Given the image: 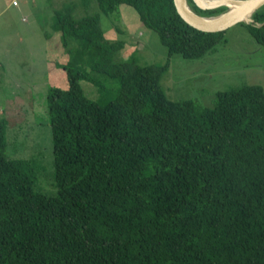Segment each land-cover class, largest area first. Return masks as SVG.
I'll list each match as a JSON object with an SVG mask.
<instances>
[{"label": "trees", "instance_id": "obj_1", "mask_svg": "<svg viewBox=\"0 0 264 264\" xmlns=\"http://www.w3.org/2000/svg\"><path fill=\"white\" fill-rule=\"evenodd\" d=\"M94 1L119 33L129 6L169 56L196 58L223 39L188 25L174 0ZM189 2L202 17L227 11ZM73 9L53 10L50 26L63 48L74 43L60 66L67 86L45 98L54 195L34 158L7 154L15 108L0 116V264H264V88L218 92L211 107L173 101L160 86L169 60L120 62L125 40ZM252 19L240 24L264 48V6ZM81 80L105 100L88 98Z\"/></svg>", "mask_w": 264, "mask_h": 264}, {"label": "rangeland", "instance_id": "obj_2", "mask_svg": "<svg viewBox=\"0 0 264 264\" xmlns=\"http://www.w3.org/2000/svg\"><path fill=\"white\" fill-rule=\"evenodd\" d=\"M67 4L74 6L75 17L99 14L106 39L125 40L118 51L120 62L129 55L137 64L164 65L169 60L160 86L173 101L193 99L211 107L218 92L247 85L264 88V48L240 23L224 31L222 41L212 49L199 57L187 58L181 54L169 56L157 34L144 28L127 5L119 8V33L114 22L99 12L94 0H90L88 7H83L80 0H0V116L4 110L14 111L13 107L16 112V116L10 113L11 119L14 118L5 130L6 150L9 158H34L38 185L45 195L55 193L45 98L49 86H67L66 74L60 66L69 59L67 49L74 46L68 41L67 48H63L60 35L50 26L53 10ZM252 20L251 15L249 22L241 23L248 25ZM99 77L103 80L101 74ZM80 84L88 98L105 100L94 84L86 80ZM105 85L110 87V81L106 80Z\"/></svg>", "mask_w": 264, "mask_h": 264}, {"label": "water", "instance_id": "obj_3", "mask_svg": "<svg viewBox=\"0 0 264 264\" xmlns=\"http://www.w3.org/2000/svg\"><path fill=\"white\" fill-rule=\"evenodd\" d=\"M196 6L201 9H208L215 6H224L227 8L222 14L213 17H202L193 11L187 0H174L176 9L182 19L193 28L204 33L223 32L230 27L237 25L250 16L259 8L264 6V0H220L217 3H207L200 5L197 0H193ZM226 3H232L236 6L234 9H228Z\"/></svg>", "mask_w": 264, "mask_h": 264}, {"label": "bare ground", "instance_id": "obj_4", "mask_svg": "<svg viewBox=\"0 0 264 264\" xmlns=\"http://www.w3.org/2000/svg\"><path fill=\"white\" fill-rule=\"evenodd\" d=\"M198 2L199 1H202V2H204V3H202L201 4V2H199V4L200 5H206L207 3H211V2H213V3H217V2H219L220 0H197ZM225 4H226V6L228 7V9H234V8H236V6L235 5H233L232 3H226L225 2ZM243 21H247V22H249L250 21V16H247Z\"/></svg>", "mask_w": 264, "mask_h": 264}]
</instances>
